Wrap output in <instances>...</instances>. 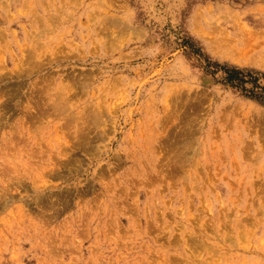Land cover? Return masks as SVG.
Masks as SVG:
<instances>
[{
    "label": "rangeland",
    "instance_id": "rangeland-1",
    "mask_svg": "<svg viewBox=\"0 0 264 264\" xmlns=\"http://www.w3.org/2000/svg\"><path fill=\"white\" fill-rule=\"evenodd\" d=\"M263 44L264 0H0V264H264V103L221 70L264 86Z\"/></svg>",
    "mask_w": 264,
    "mask_h": 264
},
{
    "label": "trees",
    "instance_id": "trees-1",
    "mask_svg": "<svg viewBox=\"0 0 264 264\" xmlns=\"http://www.w3.org/2000/svg\"><path fill=\"white\" fill-rule=\"evenodd\" d=\"M217 66H219L217 64ZM220 67V66H219ZM224 83L240 90L247 96L264 103V86L259 82V73L238 67L222 66ZM250 85L249 87L247 85Z\"/></svg>",
    "mask_w": 264,
    "mask_h": 264
},
{
    "label": "bare ground",
    "instance_id": "bare-ground-1",
    "mask_svg": "<svg viewBox=\"0 0 264 264\" xmlns=\"http://www.w3.org/2000/svg\"><path fill=\"white\" fill-rule=\"evenodd\" d=\"M231 18H233V17H231ZM220 28V27H219ZM255 33V32H254ZM254 33H253V35H254ZM227 34H228V32H227ZM204 35V34H203ZM216 36H217V34H216ZM239 36V35H238ZM220 39V38H219ZM254 39H255V37H254ZM219 41V40H218ZM234 42H236V41H234ZM218 43V42H217ZM230 44V43H229ZM251 45H254V44H251ZM264 45V44H263ZM247 48V47H246ZM259 48V47H258ZM230 49H231V47H230ZM252 50V49H251ZM254 50V49H253ZM250 51V50H249ZM249 51H247V53H249ZM254 53V52H253ZM250 55V54H249ZM239 58V57H238ZM256 59V58H255ZM258 61V60H257ZM253 63V62H252ZM261 66V65H260ZM225 264H240V261L238 260V258L237 259H232V261H229V262H226Z\"/></svg>",
    "mask_w": 264,
    "mask_h": 264
}]
</instances>
